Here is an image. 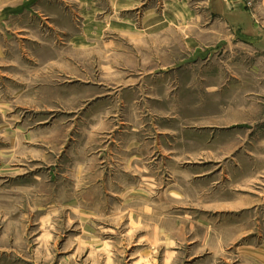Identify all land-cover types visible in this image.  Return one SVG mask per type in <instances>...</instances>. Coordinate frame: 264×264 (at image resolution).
Listing matches in <instances>:
<instances>
[{
    "label": "rangeland",
    "instance_id": "374dc122",
    "mask_svg": "<svg viewBox=\"0 0 264 264\" xmlns=\"http://www.w3.org/2000/svg\"><path fill=\"white\" fill-rule=\"evenodd\" d=\"M0 264H264V0H0Z\"/></svg>",
    "mask_w": 264,
    "mask_h": 264
},
{
    "label": "crops",
    "instance_id": "0c3cea01",
    "mask_svg": "<svg viewBox=\"0 0 264 264\" xmlns=\"http://www.w3.org/2000/svg\"><path fill=\"white\" fill-rule=\"evenodd\" d=\"M224 6H225V5H224ZM226 10H227V8H226ZM238 12H239V11H238ZM213 13H214V12H213ZM238 14H239V15H242L243 13L239 12ZM243 16H246L245 13L243 14ZM225 17H226L225 19L228 20L227 16H225ZM228 21H229V20H228Z\"/></svg>",
    "mask_w": 264,
    "mask_h": 264
}]
</instances>
